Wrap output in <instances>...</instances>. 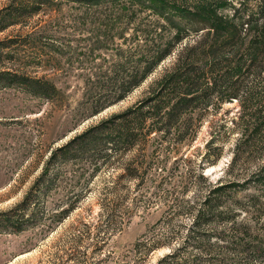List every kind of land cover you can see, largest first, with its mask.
<instances>
[{
  "label": "rangeland",
  "instance_id": "obj_1",
  "mask_svg": "<svg viewBox=\"0 0 264 264\" xmlns=\"http://www.w3.org/2000/svg\"><path fill=\"white\" fill-rule=\"evenodd\" d=\"M9 1L12 7L19 2L0 0V8ZM119 9L118 3L49 0L0 30V70L47 79L55 87L53 94L38 96L0 84V218L9 222L0 223V264H222V256L226 264H264L240 245L221 252L215 244L183 243L191 221L185 206L202 205L207 183L240 182L260 165V157L234 167L231 162L233 118L239 111L235 100L207 92L205 106L183 112L167 133L142 135L132 127L134 136L144 139L108 144L105 163L92 150L62 160L61 146L135 104L176 51L123 99L99 108L119 87L115 72L127 73L128 62L135 63L136 54L127 62L124 50L142 40L137 27V34L124 30ZM195 38L184 35L174 48ZM204 82H211L209 74ZM260 152L264 155V147ZM230 192L235 227L245 221L253 237L264 238V218L254 224L237 208L251 189L237 186ZM175 200L184 207L173 210ZM158 240L163 244L140 251L142 243Z\"/></svg>",
  "mask_w": 264,
  "mask_h": 264
},
{
  "label": "trees",
  "instance_id": "obj_2",
  "mask_svg": "<svg viewBox=\"0 0 264 264\" xmlns=\"http://www.w3.org/2000/svg\"><path fill=\"white\" fill-rule=\"evenodd\" d=\"M48 1L19 0L13 7L9 1L0 8V30L36 13ZM70 1L83 4L104 2L111 6L118 3L124 30L134 31L137 27L142 36L140 45L124 50L127 62L136 54L135 63L128 62L127 73L115 72L119 87L113 90L114 96L107 95L111 100L99 108L123 99L159 62L176 51L160 76L148 84L144 95L135 104L87 127L61 146L60 149L65 150L62 160L76 157L81 151L92 150V155L105 163L110 156L106 154L108 144L125 146L144 139L135 137L130 128H137L142 135L167 133L183 112L205 106L209 98L207 92H214L220 100L233 99L239 108L233 118V167L237 162H248L253 157L261 158L260 165L240 182L207 183L210 185L203 194L202 205L197 208L193 204L185 206L191 214V221L183 243L196 248L215 244L221 252H233L240 245L264 259V238L253 237L250 223L245 221L235 227L234 204L231 194H226L237 186L251 189L245 203L237 208L243 210L245 219L252 218L254 224L264 218V155L260 152L264 147V0H253V7L248 6L249 0H240L237 5L226 4L231 0ZM227 6L228 11L224 12ZM188 34H195L196 38L174 48ZM206 74L210 75L211 82H204ZM218 83L227 86L221 90L217 88ZM0 84L18 86L38 96L55 92L53 83L47 79L8 69L0 70ZM128 117L130 120H126ZM109 126L112 131L108 132ZM212 141L213 137H210L205 142L207 149ZM72 143L73 147L68 149ZM126 168L129 169L128 165ZM199 177L204 179L202 174ZM50 185V182L45 185V192ZM29 197L28 194L22 202ZM180 202L175 200L172 209L183 208ZM7 221L0 218V223H9ZM261 231L264 233V219ZM160 244L163 242L159 240L147 246L142 243L144 248L140 251L150 252ZM220 261L226 264L224 256Z\"/></svg>",
  "mask_w": 264,
  "mask_h": 264
}]
</instances>
